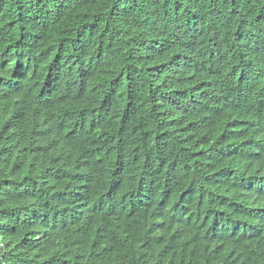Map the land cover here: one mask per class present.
<instances>
[{
    "label": "trees",
    "instance_id": "trees-1",
    "mask_svg": "<svg viewBox=\"0 0 264 264\" xmlns=\"http://www.w3.org/2000/svg\"><path fill=\"white\" fill-rule=\"evenodd\" d=\"M256 1L0 0V264H84L93 244L104 264H264L257 198L233 185L256 165L264 72L229 61L236 41L252 65L264 36ZM215 4L229 40L191 48ZM171 7L154 41L173 26L172 45L144 46ZM217 50L216 73L201 71ZM221 76L193 128L172 137L184 116L169 106ZM71 186L100 204L98 223L76 247L39 240L34 226L59 218Z\"/></svg>",
    "mask_w": 264,
    "mask_h": 264
},
{
    "label": "clouds",
    "instance_id": "clouds-1",
    "mask_svg": "<svg viewBox=\"0 0 264 264\" xmlns=\"http://www.w3.org/2000/svg\"><path fill=\"white\" fill-rule=\"evenodd\" d=\"M236 2H243L245 0H234ZM260 0H257L256 3H259ZM208 0H206V5ZM175 6V5H173ZM172 6V7H173ZM172 7L167 12V14H162L161 18L164 17L163 24L159 25L153 24L149 26L151 30V36L149 38L148 45L153 43H158L164 46L172 45L170 31L173 29L171 26L166 33L162 35L159 41H154L155 38L158 37V34H162L165 31L166 26H168L170 19L172 18ZM217 24V35H214L213 29ZM196 35V40L191 44V48L194 49H203L202 43L208 41H221L214 42V47H219L221 44L226 42V37L229 40L231 35L229 26L220 18L218 9L216 4L211 10L204 12L201 19L198 22L196 27V31L191 35ZM238 38V36L236 37ZM169 41V42H168ZM230 42V41H229ZM232 50V55L229 59L230 62H234L235 65H238L241 69H244L248 72V75H253L256 71L264 72V36L259 37L253 44L252 48L254 50V56L252 58V65L241 55V49L236 46V41L232 43L230 42ZM189 47V46H188ZM212 49V47H211ZM203 55V54H202ZM208 61L202 67V70L207 72H211L208 74H215L217 70L214 68H210L212 64H217L219 58V50L216 52V58L210 55H206ZM185 63H180L179 61H175L172 65H177L181 67ZM226 77H219L217 81L214 83L202 84V93L197 97H190L187 95L181 100V105L177 107L169 106V108L173 109L177 113L183 114L184 117H181L183 120L182 125L175 131L170 132V135L174 138L180 137L182 131L191 130L193 128V122L191 119V115H201L202 109L207 101V99L214 95L215 92L219 91L226 85ZM200 83H196L199 85ZM187 89L192 91L193 87L189 86ZM197 95V92H193ZM155 99V97H154ZM162 99V98H160ZM157 105V101L154 100ZM179 102V101H177ZM216 110L219 112V115L228 114L232 108L230 103H217L215 106ZM182 110V112H181ZM264 130V129H263ZM223 133H226V130H223ZM223 152L229 156V150L223 147ZM239 161H242V155L240 152L237 153L236 156ZM253 159L255 162V167L248 172V176L250 179L248 181L240 182L233 181V185L236 190L240 192L243 196H248L250 193L255 194L257 198V207L255 211V217H260L264 219V132L259 135V139L257 144L253 147ZM15 167L18 169L20 164L15 163ZM253 187L260 188L262 190H256ZM65 202H59L58 204L63 207V211L58 219L52 220L49 216H43L44 221L38 222L34 227L37 228V238L39 240L46 242H52L54 237H58L60 240H65V243L69 246L76 247V240L81 236V234L87 230L90 226H94L98 223L99 216L101 214V206L98 205H88L86 206L84 203L83 195L77 191L72 186L69 188L68 192L65 195ZM242 209L245 210L246 202L240 203ZM241 210V211H244ZM56 223H60L58 225ZM39 226V227H38ZM100 246L97 244H93L90 250L85 252V261L84 264H104L102 262L103 257H100ZM243 253H248V251H244Z\"/></svg>",
    "mask_w": 264,
    "mask_h": 264
},
{
    "label": "bare ground",
    "instance_id": "bare-ground-1",
    "mask_svg": "<svg viewBox=\"0 0 264 264\" xmlns=\"http://www.w3.org/2000/svg\"><path fill=\"white\" fill-rule=\"evenodd\" d=\"M260 190H262V189H260ZM49 197H50V195H49Z\"/></svg>",
    "mask_w": 264,
    "mask_h": 264
}]
</instances>
